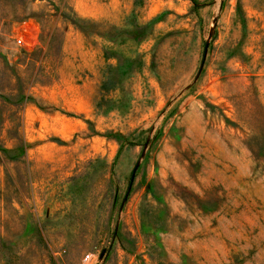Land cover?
I'll return each instance as SVG.
<instances>
[{
	"label": "rangeland",
	"instance_id": "obj_1",
	"mask_svg": "<svg viewBox=\"0 0 264 264\" xmlns=\"http://www.w3.org/2000/svg\"><path fill=\"white\" fill-rule=\"evenodd\" d=\"M63 1L0 0V264H264V0Z\"/></svg>",
	"mask_w": 264,
	"mask_h": 264
},
{
	"label": "trees",
	"instance_id": "obj_2",
	"mask_svg": "<svg viewBox=\"0 0 264 264\" xmlns=\"http://www.w3.org/2000/svg\"><path fill=\"white\" fill-rule=\"evenodd\" d=\"M34 1H38V2L44 1L52 6L53 13L50 16H52L51 18L55 19L54 29L55 27H57V24H59L61 21H66V23L71 25L74 29L77 30L81 29L79 24L80 20L76 17L75 13L69 7L66 6L65 1L61 2L62 0H29L30 4ZM54 1H56V4L54 3ZM23 11H27V12L22 17H20V19L25 17H33L39 23V25L42 26L43 22L40 16H38L34 12L29 11V8H23Z\"/></svg>",
	"mask_w": 264,
	"mask_h": 264
},
{
	"label": "water",
	"instance_id": "obj_3",
	"mask_svg": "<svg viewBox=\"0 0 264 264\" xmlns=\"http://www.w3.org/2000/svg\"><path fill=\"white\" fill-rule=\"evenodd\" d=\"M205 49H206V46L204 45L200 65L203 63V59H204V56H205ZM134 170H135V167L132 168V170H131L127 188H129V186L131 185V182H132V179H133Z\"/></svg>",
	"mask_w": 264,
	"mask_h": 264
}]
</instances>
